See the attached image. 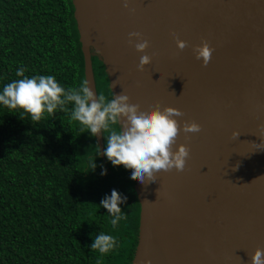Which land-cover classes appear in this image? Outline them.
Wrapping results in <instances>:
<instances>
[{"label":"water","instance_id":"obj_1","mask_svg":"<svg viewBox=\"0 0 264 264\" xmlns=\"http://www.w3.org/2000/svg\"><path fill=\"white\" fill-rule=\"evenodd\" d=\"M73 3L94 94L97 56L113 94L123 91L143 109L159 103L182 113L172 149L188 147L184 168L136 179L141 211L132 264H252L255 250H264V0ZM130 32L148 41L142 68ZM176 39L186 41L183 49ZM202 42L212 49L207 65L194 52ZM193 121L200 130L184 132ZM96 138L105 158L104 136Z\"/></svg>","mask_w":264,"mask_h":264},{"label":"trees","instance_id":"obj_2","mask_svg":"<svg viewBox=\"0 0 264 264\" xmlns=\"http://www.w3.org/2000/svg\"><path fill=\"white\" fill-rule=\"evenodd\" d=\"M74 12L73 0H0V88L21 78L20 67L25 76L54 75L66 89L86 82ZM93 67L98 94L110 98L97 56ZM70 110L71 104L33 121L0 105V264H132L141 211L136 179L97 156L96 136L82 133ZM113 187L126 197L115 226L98 205ZM99 232L116 238L106 253L90 248Z\"/></svg>","mask_w":264,"mask_h":264},{"label":"clouds","instance_id":"obj_3","mask_svg":"<svg viewBox=\"0 0 264 264\" xmlns=\"http://www.w3.org/2000/svg\"><path fill=\"white\" fill-rule=\"evenodd\" d=\"M125 8L129 7V0H123ZM134 11V9H130ZM135 38V39H133ZM129 43L139 52L138 68L149 62V55L144 51L148 41L139 32L129 33ZM178 48L183 49L186 41L176 39ZM197 59L207 65L212 49L207 42L194 47ZM14 79L0 88V105L10 109H21L30 115L31 120L39 121L45 112L52 114L55 110H64L71 104L70 118L79 122L84 132L91 136L102 134L105 138L102 154L113 165H123L128 175L144 183L156 180L155 173L160 170H182L189 149L185 144H179L172 149L180 126L175 117L182 115L178 108L164 106L159 103L155 107L143 109L130 101L129 96L121 91L106 98L91 90L87 82H82L79 88L63 87L54 75L25 76L22 67L17 68ZM117 125L118 127H113ZM200 125L193 122L183 124L184 132H197ZM107 131L105 136L103 133ZM237 133L234 131L233 136ZM101 152L97 154L100 155ZM93 165V170L96 168ZM101 175L107 174V169L101 166ZM125 194L115 187L99 201V206L111 215L110 223L115 226L124 216L120 205ZM91 235V234H90ZM92 236V235H91ZM113 235L99 232L92 236L91 249L106 253L115 246ZM252 264H264V250L257 248L252 255ZM142 264H151L145 260Z\"/></svg>","mask_w":264,"mask_h":264}]
</instances>
